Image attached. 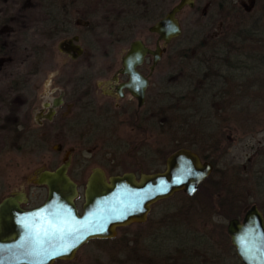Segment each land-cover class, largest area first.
<instances>
[{
    "label": "rangeland",
    "instance_id": "rangeland-1",
    "mask_svg": "<svg viewBox=\"0 0 264 264\" xmlns=\"http://www.w3.org/2000/svg\"><path fill=\"white\" fill-rule=\"evenodd\" d=\"M249 1L232 0L231 7L236 8L234 15L226 17L224 23L217 22L213 29L209 30L206 27L203 33L197 32L196 26L199 22L208 25L205 23L206 19L201 18L202 12L207 10V0H197V9H184L178 16L183 32L182 36L173 40L165 48L154 72L156 74L155 79L162 76L165 82L164 88L167 89L166 84L169 76H179V71L188 76L193 64L197 61L195 58L196 45L200 44L202 47L211 37L228 31L240 21L244 22L240 24L241 26H250L252 23V27L257 31L250 34L247 37L248 43L239 45L237 50L242 54V57H247L248 53L261 56L263 59L261 62L264 65V0H254L255 4L250 13L237 19L245 12L243 11L245 8L242 6L248 7ZM177 2L178 0H165V10H169ZM228 11L229 8H227ZM4 19H8L7 25L1 23ZM41 20L40 12L32 10L28 6L27 0H0V27L5 25L0 28V33L4 34L8 41L6 54L0 58V119L8 114V107L4 98L12 92L10 86L13 81H22L21 86L24 88L18 94L26 103L29 104L31 101V96L35 90L32 82H30L31 49L36 46V43V47H46V42L38 32ZM135 38L146 42L147 38L143 27L136 29ZM122 49H125V46H120L115 51H109H113L112 57L116 58L119 57ZM184 51H186L185 58H180ZM64 59L63 55L56 52L55 47L49 48L48 54L44 57L46 66H43L42 70L46 71L53 64L60 66ZM237 84H244L239 94L246 96L247 103L238 106L235 113L221 112V106L215 104L219 109V116L213 117V119L220 122L217 125H219L218 129L223 135L222 143L224 145L228 141L230 144L222 158L218 160L216 168L222 175L219 180L222 187L224 189L231 187L233 192L243 191L248 197V202L257 205L264 217V184L261 181L264 179V66L258 73H250L244 83ZM195 86H197L196 83L190 87L196 88ZM39 90L45 91V86ZM187 90L185 89L182 93H186ZM21 99L18 98V101ZM29 106L28 112L31 110V105L29 104ZM213 112L211 111L212 116H214ZM225 119H228L229 122H226ZM132 122L131 119L127 120L125 117H120L115 125L109 124L107 126L105 134L97 143L82 145L68 142L63 144L61 151L57 150V143H53V141L44 146L36 140L38 141L37 144H30V146L27 145V142L20 144L8 141L5 139L4 133H0V201L10 195L22 193L25 196L23 204L25 208L38 204L45 195L46 188L32 184L31 179L39 170L53 171L61 164L64 154L69 151H71L72 158L68 171L72 180L78 185V197L75 200L77 205H81L83 202L86 179L94 168L102 169L107 178L123 172H132L138 179L141 172L148 174L155 173L156 170L163 172L166 157L174 149L175 142L182 138L179 136L170 138L171 134L166 133L167 125L165 123L160 124L159 128L153 129L145 125L136 128ZM32 125L36 127L33 122ZM162 150L166 153L163 154L164 160L161 161L158 151L160 154ZM231 168L236 169L238 174H235V170L232 173L233 169L231 170ZM256 169L262 171L260 175H263V178H259L257 182L253 183L251 176L254 171H257ZM218 174L212 176L217 178ZM230 175L234 177V181H231ZM257 191L260 193L257 194ZM175 195L169 198L170 201L167 204L164 203L163 206L174 205L178 201V197ZM242 217L243 215L240 219ZM227 223L228 221L222 216L215 215L207 221H202V228L199 226L195 230L197 235L211 232L210 236L207 235L208 238L205 237L208 239V244L212 243L213 250L219 252L217 257H221L222 264H241L236 258L229 237L226 238L223 233L220 234L219 232L222 229V232L227 234ZM150 227L151 224L118 228L114 238L90 240L77 250L72 261H56L54 264H107L124 261L127 252L133 253L136 260L143 258L141 264H148L149 261L151 264H159L150 258L163 253H166V256H173L174 253H167L166 251L170 248L171 251L173 249L178 234V226L171 227V224L163 220L162 229H160L161 226L154 227L155 230L160 229L157 232L159 235L157 241L148 238ZM157 245H161L157 250L162 252L160 254L151 253V246L156 247ZM205 262H210V259H205Z\"/></svg>",
    "mask_w": 264,
    "mask_h": 264
},
{
    "label": "flooded vegetation",
    "instance_id": "flooded-vegetation-1",
    "mask_svg": "<svg viewBox=\"0 0 264 264\" xmlns=\"http://www.w3.org/2000/svg\"><path fill=\"white\" fill-rule=\"evenodd\" d=\"M196 1H193L194 6L189 9H197ZM228 1L207 0V10L202 12L201 18L206 19L205 23L208 25L199 22L196 26L197 32L203 33L206 27L209 30L213 29L217 22L224 23L226 17L234 15L236 11L227 12ZM250 1L253 2L252 5ZM250 1L248 7L242 6L245 12L237 19L250 13L255 4L254 0ZM27 3L32 10L39 11L41 14L42 20L39 23L38 32L46 42V47H36V43V46L31 49L30 82L35 90L29 103L31 105L29 112L27 111L29 104L18 94L24 88L21 86L22 81L18 80L19 90L15 97L17 114L14 119L18 122L17 142H27V145H32L39 141L47 146L53 141L57 143V150L61 151L63 144L68 142L82 145L97 143L105 134L107 126L115 125L120 117L133 120L132 125L141 128L142 121L144 123L147 121L144 117L150 111L157 110L161 102L164 79L162 76L155 79L156 74H154L160 61L151 73V55H147L142 64L136 67V71L148 80L143 101L139 105L138 99L133 97L126 88L121 87L130 79L127 74L121 73L122 57L135 40L141 41L146 48L154 50L158 38L157 35L149 32V28L162 19L174 5L166 11L165 0H27ZM186 8L188 7L184 9ZM141 27L146 34V42L135 38L136 29ZM229 30L211 37L204 45L211 47ZM182 33L181 28L179 37ZM179 37L172 39L167 45L159 42V46L165 50L173 40ZM36 40L38 42V39ZM120 46H125V49L118 53L119 57L113 58L112 52ZM52 47L65 57L64 62L60 65L62 67L53 64L43 71V66H46L44 57L48 54V49ZM42 86H45L43 92L39 90ZM18 98L22 101H18ZM32 122L36 127H33ZM160 152L159 154L158 151L159 160L163 157V150ZM68 153L71 161V151ZM254 167L256 168L255 164ZM232 169L231 172L236 170ZM256 170L253 175L257 176L256 181H258L259 178H263V175H260L262 171ZM68 176L70 177L69 171ZM261 181L264 184V179ZM45 198L46 193L35 206L25 208L24 203L21 206L24 209L36 208L44 202ZM159 202L150 207L145 222L131 223L128 226L151 224L149 231L151 234L152 228L160 226L162 222L163 210L158 207ZM82 204L77 205L75 202L79 214H81ZM236 258L238 259L237 255ZM238 261L240 262L239 259Z\"/></svg>",
    "mask_w": 264,
    "mask_h": 264
},
{
    "label": "water",
    "instance_id": "water-1",
    "mask_svg": "<svg viewBox=\"0 0 264 264\" xmlns=\"http://www.w3.org/2000/svg\"><path fill=\"white\" fill-rule=\"evenodd\" d=\"M193 1L180 0L149 28L158 38L154 50L135 40L122 57L121 73L130 79L121 87L137 98L139 105L148 80L136 67L151 55L150 73L153 71L164 52L159 42L167 45L181 35L177 15L185 7L192 8ZM70 164L67 152L53 171L35 173L31 183L46 188V198L40 206L22 208L25 202L22 193L0 201V264L72 261L77 250L88 241L112 239L118 228L145 222L156 202L180 192L193 197L213 170L212 164L203 162L196 152L186 148L174 151L165 159L163 172H141L138 179L132 172L107 178L102 169L94 168L86 180L79 214L75 205L78 188L68 176ZM226 232L241 264H264V218L256 205H251L242 219L228 221Z\"/></svg>",
    "mask_w": 264,
    "mask_h": 264
},
{
    "label": "trees",
    "instance_id": "trees-1",
    "mask_svg": "<svg viewBox=\"0 0 264 264\" xmlns=\"http://www.w3.org/2000/svg\"><path fill=\"white\" fill-rule=\"evenodd\" d=\"M227 3L230 11H236V8L231 7L232 0ZM7 22L8 19H4L1 23L7 25ZM242 23L244 22L240 21L238 24H234L229 32L211 47L208 45L200 47V44H197L195 47L197 61L193 64L188 76L183 75L181 71H179V76H169L166 84L167 89L163 88L158 109L150 111L144 117L147 119L146 123L143 121L141 123L153 129L159 128L160 124L165 123L167 125L166 133L171 134V136L169 134L170 138L177 136L182 138L175 142V147L171 153L181 148H187L196 152L202 161L210 162L214 166L212 174L199 185L193 197L189 198L180 192L175 195L178 197V201L172 206H163L170 199L159 202L158 207L164 209V219L162 218L160 229H162L163 220L171 224V227L178 226V234L173 249L171 251L170 248L166 251L167 253H174L173 256H166V253L160 254L162 251L157 249L161 245H157V248L151 246L150 252L160 255L151 257L150 260L159 262V264H210L211 262L222 264L221 257H217L219 252L213 250L212 243L208 244L207 238L211 232L203 233V235L198 233L199 235H197L195 228L199 226L202 228L201 222L207 221L215 215L222 216L227 221L240 219L251 205L243 191L233 192L231 187L224 189L221 181L219 182L222 175L217 171V163L230 144L227 141L223 145V135L218 129L219 125H217L220 122L213 119V117L219 116V109L215 104L221 106V112L228 113H235L238 106L244 105L246 96L239 94L244 84L237 83H244L250 73H258L264 66L261 62L263 60L261 56L248 53L247 57H242V54L237 50L239 45L248 43L247 37L250 34L257 31L252 27V23L250 26H241ZM7 42L5 35L0 33V58L6 54ZM185 56L186 51L180 55V58H185ZM18 83V80L12 82L10 86L12 92L4 98L8 107V114L5 118L0 119V133H4L6 140L13 142H17L18 138V122L14 120L17 114L15 97L19 90ZM195 83L197 84L196 88L190 87L191 85L194 86ZM188 88L189 90H187ZM185 89L187 90L186 93H182ZM211 111H214V116H212ZM225 121L229 122L228 119ZM165 153L163 150L162 154ZM163 159L164 156L160 160ZM154 172H158V170ZM216 173H219L217 178L212 176ZM235 174H238L236 170ZM233 178L230 175L231 181H234ZM251 179L253 183L257 182L256 175L252 174ZM258 193L260 192L257 191ZM167 212L168 214H166ZM154 227L148 238L157 241L159 236L157 232L160 229L155 230ZM219 232L228 238L222 229ZM163 252H165L164 249ZM127 253L124 261L107 264H141L143 258L136 260L133 253ZM203 258L210 259V262L206 263ZM150 262L148 264H151Z\"/></svg>",
    "mask_w": 264,
    "mask_h": 264
},
{
    "label": "snow or ice",
    "instance_id": "snow-or-ice-1",
    "mask_svg": "<svg viewBox=\"0 0 264 264\" xmlns=\"http://www.w3.org/2000/svg\"><path fill=\"white\" fill-rule=\"evenodd\" d=\"M101 230H103V229H101ZM60 231L63 232V229H60ZM66 251H68L67 248L65 249V252H66ZM60 254H63V253H56V255H60Z\"/></svg>",
    "mask_w": 264,
    "mask_h": 264
}]
</instances>
